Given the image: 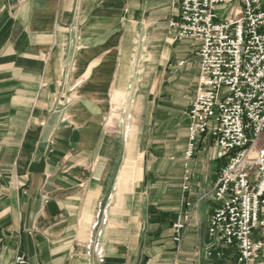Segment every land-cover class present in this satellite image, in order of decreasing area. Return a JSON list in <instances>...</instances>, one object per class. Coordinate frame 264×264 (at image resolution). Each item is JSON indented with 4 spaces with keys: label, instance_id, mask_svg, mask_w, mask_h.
Listing matches in <instances>:
<instances>
[{
    "label": "crops",
    "instance_id": "obj_1",
    "mask_svg": "<svg viewBox=\"0 0 264 264\" xmlns=\"http://www.w3.org/2000/svg\"><path fill=\"white\" fill-rule=\"evenodd\" d=\"M178 8L179 0H0V264L18 252L29 264H235L233 249L206 257L221 152L208 165L189 162L184 192V160L167 167V180V169L148 167L147 141L128 133L149 62L150 74L163 66L149 95L165 76L188 101L182 109L153 97L149 117L169 130L181 119L187 138L198 58L191 42L173 38ZM185 214L177 245L172 226ZM261 235L252 241L264 243ZM254 264H264V248Z\"/></svg>",
    "mask_w": 264,
    "mask_h": 264
},
{
    "label": "built area",
    "instance_id": "obj_2",
    "mask_svg": "<svg viewBox=\"0 0 264 264\" xmlns=\"http://www.w3.org/2000/svg\"><path fill=\"white\" fill-rule=\"evenodd\" d=\"M229 8L224 17L218 11ZM169 23L173 38L191 42L197 64V91L185 111L187 142L182 189L189 190V162L208 140L223 164L211 194L219 205L210 214L208 260L235 252V264H254L264 243V0H179ZM184 62H179L182 65ZM189 214L172 226L181 243ZM7 264H29L18 252Z\"/></svg>",
    "mask_w": 264,
    "mask_h": 264
},
{
    "label": "rangeland",
    "instance_id": "obj_3",
    "mask_svg": "<svg viewBox=\"0 0 264 264\" xmlns=\"http://www.w3.org/2000/svg\"><path fill=\"white\" fill-rule=\"evenodd\" d=\"M228 7L221 11H218L220 17H224L228 11ZM177 64H173L176 66ZM163 67V66H162ZM162 67L159 66L156 69L158 76L160 75L158 72H161ZM150 68H154V63H143L141 65V72H142V80H140L142 84V92L141 97L137 103V110L133 115V122H131V127L128 130L130 137H132L133 141L135 140L136 136L143 137L150 149L147 152L148 155V167L150 169H167L170 167L172 163L179 161L182 163V159L184 157V152L186 150V142L187 138L184 137L185 132L183 131V123L178 120L174 125L172 123L171 129L169 130V126H166V123L161 122L158 118H154V114L150 113L151 104L149 103L153 97H155V102L158 99H164L163 101H172L175 102L177 105L180 104L183 107L188 103L187 99L184 97L185 94H179L175 96L173 94L172 88L170 86L171 82L163 81V76L157 82L156 91L153 95H149V91L151 90L150 87L156 82L157 74L152 72L151 74L148 73ZM173 70H176L173 68ZM166 80V79H165ZM149 95V96H148ZM154 102V103H155ZM157 106V103H155ZM161 109H164V105L160 106ZM166 108V107H165ZM156 109V108H155ZM118 111L117 116L115 117V122L119 121L118 119ZM151 120V122H150ZM218 149L211 143L210 140L199 144L197 147L193 157L190 159V162L195 161L196 158L201 159L207 165L210 163L209 158H216L218 153ZM222 156V153H221ZM173 158L172 160L170 158ZM216 162V161H215ZM178 163V162H177ZM173 170L167 169L165 170V175L167 180L173 179L174 175L172 174ZM254 238H262L261 230H255L253 232Z\"/></svg>",
    "mask_w": 264,
    "mask_h": 264
}]
</instances>
